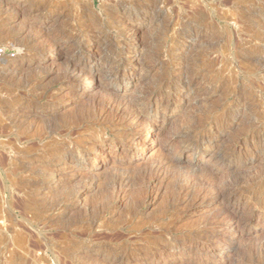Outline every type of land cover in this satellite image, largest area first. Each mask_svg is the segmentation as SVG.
I'll use <instances>...</instances> for the list:
<instances>
[{"label":"rangeland","instance_id":"1","mask_svg":"<svg viewBox=\"0 0 264 264\" xmlns=\"http://www.w3.org/2000/svg\"><path fill=\"white\" fill-rule=\"evenodd\" d=\"M145 5L0 0V45L14 53L0 67V264H264V22H252L264 0H157L163 19ZM104 39L117 43L107 52ZM188 60L190 91L157 88L162 78L177 81ZM74 63L118 80L80 76L76 88L86 95L69 96L62 79ZM13 67L33 69L8 81ZM144 92L155 94L135 113L106 115L107 131L97 121L85 131L72 125L83 110L100 115L106 95L134 100ZM238 97L247 104L230 109ZM16 113L19 128L10 124ZM190 118L205 127L193 148L182 136ZM124 126L136 135L128 139ZM77 131L85 136L80 148L72 143ZM90 142L96 151L83 162L60 157L53 175L51 160L41 164L56 147L78 152ZM227 146L242 159H220ZM114 176L134 182L107 193ZM52 177L56 184L47 183ZM175 183L190 188L181 201ZM225 183L237 191L220 202ZM92 208L97 221L87 227L79 219Z\"/></svg>","mask_w":264,"mask_h":264},{"label":"bare ground","instance_id":"2","mask_svg":"<svg viewBox=\"0 0 264 264\" xmlns=\"http://www.w3.org/2000/svg\"><path fill=\"white\" fill-rule=\"evenodd\" d=\"M145 2H147L148 5H145L143 7L144 11H151L152 14V18H157V19H163V11L160 9H157V0H143ZM152 6V8L150 9V6ZM132 11V10H131ZM131 11L126 8L123 7L120 9V13H128L129 15H131ZM137 11V10H136ZM252 14H256L254 17H252V22H258V21H263L264 22V12L262 11H252ZM185 23V22H184ZM182 26H188V25H183ZM191 26V25H190ZM188 29V28H187ZM190 29V27H189ZM20 32H24L22 31H18ZM60 32V31H59ZM61 34V32H60ZM17 36V35H16ZM98 36V34H97ZM96 36V37H97ZM107 38V37H106ZM16 39V38H15ZM32 40V39H31ZM103 40V39H102ZM104 43L107 45L106 50L107 52L109 51L108 49H112L114 48V46L116 45L117 41L115 42V45H113L110 42L106 43V39H104ZM121 43V42H120ZM52 46L56 47L57 49H59V47H61L60 42L58 41V38H54L52 40ZM73 53V52H72ZM80 53V52H78ZM42 54V53H41ZM181 54V48L179 49L178 53H176L177 56H179ZM80 59H83L84 61H91V58L89 56H86L84 53H80ZM176 57V56H175ZM52 58V57H51ZM108 59V58H107ZM116 59V58H115ZM42 60H45L44 63L48 64V65H55V61H53L52 59H49L48 56L45 55V53L42 55ZM116 61V60H115ZM258 61V60H257ZM111 62V61H110ZM6 63V62H5ZM3 63V66L4 64ZM107 63H109V60H103L102 62H100L99 66H104ZM188 64H186L185 68V72L183 73V75L177 80V81H173V80H169L168 78H162L161 81H159V83L157 84V88L162 89V88H167V89H171V88H179L180 90H184L185 92H188L192 89V85H193V81L194 78L192 76H190V72H189V60L187 61ZM29 66V65H28ZM44 66V65H43ZM47 66V65H46ZM38 67V66H37ZM29 68V67H28ZM26 70H30L29 72H31V69H33L32 67L30 69H27L25 67ZM25 69L23 68H15L13 67L11 69V75L8 79V81H11L12 79H14V77L18 74H20L21 72H23ZM36 69V67H35ZM65 75L63 76V84H67L66 85V89L68 90L67 92H65V94H69V96L72 97H77V98H82L83 96L86 95L85 91H79L78 88H76V84L78 81V78L80 76H85V79L88 81H92L93 77L97 74L99 76H107L106 79L107 80H111L112 78L114 79L113 81H117L118 77L117 74L115 73H110V74H104L100 71H98V69L96 67H85L84 65H79V64H72L71 66H67L65 69ZM115 72V71H114ZM33 73V72H32ZM63 75V74H62ZM62 77V76H61ZM61 79V78H60ZM155 94L154 92H144L140 95L139 98H136L134 100L131 99H121V100H116L113 98H109L106 95V99H105V103L103 102L102 104V109H101V114L97 115L94 110H83L79 115H77L76 119L72 120V125L74 127H82V129H84V131L86 130L85 127L88 124H92L93 122L97 121L98 123H100V125L103 127L104 131H107L108 128H110V123L106 122V115L110 114L111 111L113 110L114 113H119V114H124V113H135V111L138 110V108H140L141 105H143L145 102L149 101L152 99V95ZM110 97H112V95L110 94ZM158 98H160V96L158 95ZM163 98V97H162ZM150 104V103H149ZM245 104H247V101H245L244 97H238L237 100L234 102V104L231 106L230 109L232 108H236L239 106H244ZM23 114V113H22ZM139 115H141V112L138 113ZM24 115V114H23ZM29 114L24 115L25 118H28ZM22 115L18 116L17 113L13 116V118L10 120V124H12L13 127L15 128H19L20 125H22L23 120H22ZM99 117H101L99 119ZM102 120V121H101ZM104 120V121H103ZM186 127L183 128V132H182V136L186 139V147H194L196 146V139L198 137H200L201 135H203L205 132V127L203 125H201L199 123V119H195V118H190V120L185 124ZM69 127V126H67ZM70 128V127H69ZM123 133H126L125 136L129 138H132L136 135L135 130L133 127L131 126H124L123 127ZM126 129V130H125ZM256 128L252 129H246L245 133L246 135L250 134L251 131H253ZM84 131L82 133L80 132H75L76 134V138H74L72 140V143L74 145H80V147L82 145H84ZM79 133V134H78ZM128 133V134H127ZM115 139H117L118 137H120V133L116 132L115 134ZM124 136V135H123ZM135 139L129 140L128 142V146L129 147H133L134 143H135ZM96 142H90L89 144H87L85 147H83L82 150L78 149V152H72L70 150H68L67 148H64V145L56 147L52 150H50L48 153H46V155H44L43 157V162L41 163L42 165L45 163V161L51 160L53 167L50 168L48 171L51 175L54 174L55 169H56V165H54V163L60 158L63 157L66 160H71V162L75 161V163H79L78 161L81 159H85L86 156H88V154L90 152H95L96 151ZM142 145V144H141ZM141 145L137 144V149H141L139 148ZM144 145V144H143ZM79 147V148H80ZM142 147V146H141ZM219 158L225 161H228L229 163L231 162H235L238 160L242 159V156L239 155L238 153H235L234 147L233 146H227L226 148L222 149L219 152ZM245 159H251L253 160V158L251 157H247L244 156ZM83 160H81V162H83ZM23 164L25 163H20V168H26ZM71 164V163H69ZM78 165V164H77ZM167 165V162L165 163V166ZM76 168V165H75ZM170 168H173L172 165H170ZM173 172L174 175H176L180 180H182L183 183H188L187 178L182 175L179 172H176L174 170H171ZM157 172V171H155ZM56 180L53 179H48L47 183L48 184H56L55 182ZM133 180L130 177L127 176H114L110 179L106 180V192L107 193H113L115 189L118 188H125V187H131L133 184ZM181 182V181H180ZM180 183V184H174L173 188H172V193L174 192L177 196V200L181 201V199L185 198L186 195L190 192V188L189 186ZM233 185L235 184H229V183H225L222 187L218 188L216 191V199L219 200L220 202H222V198H231V196H233V194L237 191L236 187H233ZM116 198L119 200V202L122 200V198L117 194ZM106 203H104L103 207H104V211L107 210V207H110V202H111V197L107 196V198H105ZM224 204H228V201H224ZM70 208H74L75 207V202H72L69 205ZM234 213H237V211L233 210ZM86 212V211H85ZM82 213L79 215H84L86 213ZM93 214V208L88 211V213L85 216H81L82 218L79 220H84V222L87 224V227L91 226L95 221H97L96 219H93L92 217ZM86 218V220H85ZM250 230L247 229L246 233L244 234H249Z\"/></svg>","mask_w":264,"mask_h":264},{"label":"built area","instance_id":"3","mask_svg":"<svg viewBox=\"0 0 264 264\" xmlns=\"http://www.w3.org/2000/svg\"><path fill=\"white\" fill-rule=\"evenodd\" d=\"M14 58V53L11 49L0 45V67L3 63L11 61Z\"/></svg>","mask_w":264,"mask_h":264}]
</instances>
